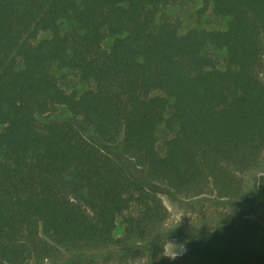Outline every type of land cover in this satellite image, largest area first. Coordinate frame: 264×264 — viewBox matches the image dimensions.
<instances>
[{
	"label": "trees",
	"instance_id": "trees-1",
	"mask_svg": "<svg viewBox=\"0 0 264 264\" xmlns=\"http://www.w3.org/2000/svg\"><path fill=\"white\" fill-rule=\"evenodd\" d=\"M177 1L0 0V264H264L247 220L161 256L158 193L72 121L179 197L236 200L264 173V0H202L226 28L183 34L160 15Z\"/></svg>",
	"mask_w": 264,
	"mask_h": 264
},
{
	"label": "rangeland",
	"instance_id": "rangeland-1",
	"mask_svg": "<svg viewBox=\"0 0 264 264\" xmlns=\"http://www.w3.org/2000/svg\"><path fill=\"white\" fill-rule=\"evenodd\" d=\"M201 8L202 0H178L174 4L163 7L160 15L177 21L179 23L180 34L190 29L224 30L226 28L228 22L227 17L214 15L211 6L203 11ZM66 27L65 23L61 26L62 30H65ZM48 36V33H43L40 35V38ZM109 44L110 41L107 40L104 46L108 47ZM262 78L264 79V69ZM76 88L81 90L83 87L76 86ZM67 114L70 116L68 112ZM52 116L55 119L65 117L64 112L60 109L56 110ZM47 117L44 116L43 118ZM72 121L80 127L88 141L95 142L105 153L120 163L133 179L142 183L148 190L158 193V196L169 212L168 219L164 223L161 234L173 228L180 220L177 227L163 235L166 239L183 243L187 247L191 240L223 222L247 220L258 221L264 224V173L246 174L244 176V193L242 197L236 200L219 199L211 194L191 199L179 197L164 186L148 181L142 170L135 166L131 159L121 153L118 144H99L92 136L90 129L89 131L83 128L76 120ZM159 137V144H161L165 137L163 129L159 130ZM119 230L117 231V235H119ZM126 256L121 261L113 258L107 261L98 260L93 264H142L146 261L147 252L145 250H138L135 254L127 253Z\"/></svg>",
	"mask_w": 264,
	"mask_h": 264
},
{
	"label": "clouds",
	"instance_id": "clouds-1",
	"mask_svg": "<svg viewBox=\"0 0 264 264\" xmlns=\"http://www.w3.org/2000/svg\"><path fill=\"white\" fill-rule=\"evenodd\" d=\"M179 223H180V220L175 224L173 228L164 232L162 235L168 233L169 231L177 227ZM163 240H164V243L162 245H159L161 248V253H160L161 256L167 258L168 260H175L185 254L187 249L183 243H177L175 241L168 240L166 238Z\"/></svg>",
	"mask_w": 264,
	"mask_h": 264
}]
</instances>
